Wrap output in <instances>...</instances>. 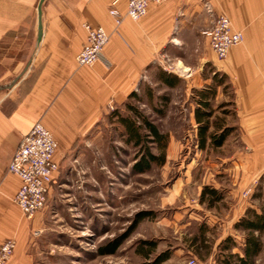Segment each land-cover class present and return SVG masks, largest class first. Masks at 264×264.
I'll list each match as a JSON object with an SVG mask.
<instances>
[{
  "label": "crops",
  "instance_id": "obj_1",
  "mask_svg": "<svg viewBox=\"0 0 264 264\" xmlns=\"http://www.w3.org/2000/svg\"><path fill=\"white\" fill-rule=\"evenodd\" d=\"M38 1L0 0V92L6 91L0 95V244L6 238L15 240L5 264H34L36 249L30 244L33 232L44 223L40 210L27 218L13 201L19 178L6 168L21 136L40 122L58 144L53 155L58 165L75 157L81 151L80 143L89 142L87 137L99 132L109 106L125 103L142 83L154 59L153 50L182 31V22L194 4L208 13L221 9L244 36L225 58L210 57L211 72L205 77L209 85L218 72L231 88L234 119L226 125L238 135L233 153L213 165L212 184L223 189L222 196L232 198L227 214L217 219L222 227L219 239L231 236L243 244L246 232L235 228L237 220L252 211L264 213V198H258L251 186L264 171V0H210L207 5L204 0L150 3L137 22L124 16L127 0H43L39 39ZM111 9L122 16L118 25ZM85 21L103 26L109 41L100 60L80 66L76 54L85 42ZM198 81L194 77L191 85L195 87ZM250 186L244 196L242 192ZM253 232L264 251V230ZM258 255L254 264L261 259Z\"/></svg>",
  "mask_w": 264,
  "mask_h": 264
},
{
  "label": "rangeland",
  "instance_id": "obj_2",
  "mask_svg": "<svg viewBox=\"0 0 264 264\" xmlns=\"http://www.w3.org/2000/svg\"><path fill=\"white\" fill-rule=\"evenodd\" d=\"M195 5L183 20L182 31L153 50L154 59L145 78L134 90L140 100L132 96L126 100L165 136L163 164L150 162L145 168L139 163L148 147L153 154L161 153L145 129L142 133L148 140L144 147L125 141L126 130L118 117L135 118L126 109V102L108 108L99 132L91 133L89 142L80 143L81 151L75 157L60 163L47 203L40 210L44 223L30 244L36 249L34 264H137L146 260L143 254L148 252L142 240L155 242L151 257L169 253L160 264H188L191 258L197 264L214 262L223 241L217 219L227 214L232 198L218 190L222 197L209 205L207 199L199 201V194L204 186L214 187L213 165L233 153L238 132H230L220 147H198L194 90L207 85L210 57L217 59L200 32L224 12L216 8L217 13H208ZM161 69L182 78L168 88L157 79ZM194 77L199 80L195 87L191 85ZM147 88L152 90L151 103ZM218 93V99L210 102L214 126L219 125L220 118L225 124L234 119L231 89L221 86ZM160 95L168 100L159 99ZM263 172L253 186L260 199L264 198ZM224 181L228 186V179ZM110 242L117 244L115 251L102 255L100 247ZM258 256V264H264V251Z\"/></svg>",
  "mask_w": 264,
  "mask_h": 264
},
{
  "label": "built area",
  "instance_id": "obj_3",
  "mask_svg": "<svg viewBox=\"0 0 264 264\" xmlns=\"http://www.w3.org/2000/svg\"><path fill=\"white\" fill-rule=\"evenodd\" d=\"M165 1L168 0H127L124 16L137 22L147 13L150 3ZM204 1L207 5L210 0ZM109 11L114 17L115 24L118 25L122 21V16L115 9ZM82 26L86 33L85 42L76 54V62L80 66H87L102 58L103 49L109 41V34L101 25H93L85 21ZM203 34L208 38L209 47L218 59L225 58L231 46L242 43L244 39L242 32L233 28L232 22L224 13H218L211 27L204 30ZM109 108L113 107L109 106ZM57 146L50 130L40 122H36L21 136L10 157L6 170L19 178V189L13 201L27 218H32L34 213L43 209L47 203L50 185L59 169L58 163L53 158ZM256 181L255 179L251 186L255 185ZM251 186L242 192L244 196H248ZM38 232L35 230L33 235H37ZM14 248L13 238H6L0 244V264L7 262ZM188 264H197V261L191 258Z\"/></svg>",
  "mask_w": 264,
  "mask_h": 264
},
{
  "label": "trees",
  "instance_id": "obj_4",
  "mask_svg": "<svg viewBox=\"0 0 264 264\" xmlns=\"http://www.w3.org/2000/svg\"><path fill=\"white\" fill-rule=\"evenodd\" d=\"M157 79L168 88H173L177 82H179V78L176 75L173 76L166 70L162 69L158 71ZM211 80L212 82L209 85H205L203 89L194 90L197 102V106L194 111V118L197 124L196 138L200 149H204L208 144L213 147H220L228 138V134H230L233 130V128L223 123V118H220L219 125L216 126H214V123H211L210 121L212 116L210 102L216 97L218 86L220 85L230 88V84L224 79V76L220 75L218 72L212 75ZM146 90L150 96L149 102L151 103L153 100L151 93L152 90L151 88H147ZM131 96L140 100V97H138L134 91H132L129 95V97ZM159 99H165L164 101L168 100V98L163 95H160ZM125 107L128 112H133L135 115V118H133V116L121 115L118 117L120 123L126 130L127 137L125 141L133 144L134 146L140 145L144 147V142L148 140V138L146 140V137L150 136L151 140H153V142H155L161 150L160 155H156L149 151V147L146 148L139 163L143 164L145 168L148 167L150 162H154L159 165L163 164L165 160V155L163 154V149L166 145L165 136L159 131L157 126L154 125L147 118V116L145 117L140 111H138L137 107L133 106V104L126 102ZM143 129L148 132L147 136L142 133ZM199 196L200 202H204L207 199L209 205H212L216 200H219L222 197L218 189L209 185L202 188ZM235 228L242 229L246 232L244 236V243H237L231 236L224 237L223 241H221L218 245V253L215 256L214 262H209V264H254L256 256L262 249V242L258 235H254L253 231L261 233L264 230V213L258 214L252 211L249 215H245L237 220ZM201 234L203 242V233L201 232ZM141 242L148 246V252H144L143 254L146 260L137 264H160L169 257V253L167 251L159 253L155 257H151V250L156 247L155 242L149 240H142ZM116 246L117 244L110 242L107 246L100 247V252L102 255L113 253ZM233 248H235V251H232Z\"/></svg>",
  "mask_w": 264,
  "mask_h": 264
},
{
  "label": "water",
  "instance_id": "obj_5",
  "mask_svg": "<svg viewBox=\"0 0 264 264\" xmlns=\"http://www.w3.org/2000/svg\"><path fill=\"white\" fill-rule=\"evenodd\" d=\"M43 0H40L38 6H37V13H38V24H37V28H38V39L41 37L42 35V28H41V5H42Z\"/></svg>",
  "mask_w": 264,
  "mask_h": 264
}]
</instances>
